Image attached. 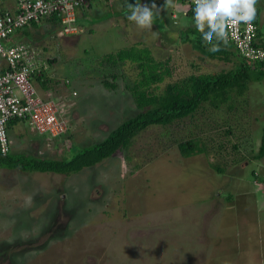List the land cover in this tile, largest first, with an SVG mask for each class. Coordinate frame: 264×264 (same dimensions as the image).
<instances>
[{"label": "rangeland", "instance_id": "1", "mask_svg": "<svg viewBox=\"0 0 264 264\" xmlns=\"http://www.w3.org/2000/svg\"><path fill=\"white\" fill-rule=\"evenodd\" d=\"M52 23V28L39 24L25 33L38 66L34 86L42 96L43 89L63 94L49 96L65 105L62 113L72 137L66 144L46 140L28 123L12 120L9 155L15 159L69 160L101 142L139 113L134 95L152 92L153 74L160 75L167 66L171 77L157 92L193 74L233 68L207 62L204 42L195 51H175L169 65L160 67L173 54L172 31L162 35V48L158 32L144 29L145 39L126 35L114 49L112 32L106 35L110 26L103 23L96 25L97 35L76 41ZM99 39L109 51L95 49L91 42ZM115 63L123 76L114 80L109 75L116 77L111 70ZM129 64L136 71L129 68L124 74ZM106 66V81L115 82L116 89L105 86L102 74L88 81ZM249 73L255 77L258 70ZM236 96L219 109L205 104L167 128L151 126L127 148L79 173L0 167V264H264V189L254 183L264 160L252 159L264 128V78L252 79L247 91ZM237 107L241 111L234 114ZM229 128L233 132L225 137ZM198 136L211 152L182 157L177 142ZM213 136L215 143L209 142ZM240 144L247 158L240 159L232 148ZM218 163L224 173L215 169Z\"/></svg>", "mask_w": 264, "mask_h": 264}, {"label": "trees", "instance_id": "2", "mask_svg": "<svg viewBox=\"0 0 264 264\" xmlns=\"http://www.w3.org/2000/svg\"><path fill=\"white\" fill-rule=\"evenodd\" d=\"M2 7L7 8L5 5H2ZM51 18H54L52 20L61 25L60 20L57 17L52 16ZM253 21L257 26V39H261L262 35L259 34V27L257 25L259 20L256 15ZM36 24L37 23H31L30 25L35 26ZM30 25L23 27L19 31L26 29ZM200 38L202 37L200 36ZM202 42L204 41L198 39L197 44H203ZM17 44L18 43L8 44V47L10 45L16 46ZM261 45L264 44L261 43ZM218 47L219 51H206L208 56L211 59L218 60L219 62L222 61L227 64H232L237 60L234 63L237 64L234 68L226 71L211 72L210 74H193L180 83L168 84L163 92H157L155 89L159 88V85L166 80V77H171L169 66H167L165 70L160 73V75L157 74L156 76L153 74L154 81L152 85L156 86L152 92L150 91L140 97L134 95V102L136 103V107L139 111L137 115L121 123L120 126H118L101 142L92 147L85 148L69 160H54L52 158L37 157L18 158L22 160H20V163L17 164L18 159H15V156L8 155L7 157H4L0 153V167L9 168L18 166L17 168H20L23 172H51L64 175L79 173L85 168L95 167L104 160L113 157L118 151H122L123 148H127L135 137H137L142 131L147 130L149 127L161 126L167 128L172 126L185 118L192 117L199 109H202L205 104H210L213 108L219 109L223 104L228 103L232 96H242L247 91L248 84L252 79L260 80L264 78V60L256 62L248 61L239 53L234 44L227 41H220L218 43ZM240 58L245 61L240 60ZM169 61L166 63H160V67H163L162 64L169 65ZM251 70H258L255 77L250 75L249 72ZM33 78H35V74ZM104 84L108 89L112 90L117 87L116 83L111 81H105ZM132 90H135V88ZM232 92L234 95H232ZM236 101L238 103L237 99ZM238 105L239 104H237V106ZM232 111L234 114H237L241 110L240 107H237L234 109L232 108ZM241 130H243V128ZM232 132L233 130L231 128L227 131L225 130V137L231 135ZM71 137L72 133L70 130L68 139H71ZM215 138L216 136L210 137L209 142L214 141L215 143ZM68 139L66 141H68ZM69 145L72 146V143ZM242 145L244 146V144ZM177 146L184 158H190L200 153L211 152L208 145L201 140L200 136L196 138H183L181 141L177 142ZM223 146L224 145H222V143L219 144L218 148L220 152H222L225 148V146L224 148ZM240 146L241 144L235 145L232 148L239 153L238 156H240V159H243L246 156L239 151ZM252 159L259 162L264 160V128L262 130L260 145L258 146L257 152L252 155ZM214 167L219 173L225 172V168L222 163H218ZM254 179V182H263L264 169L260 173L256 171L254 173ZM232 199L233 197L231 196L226 198L228 202L232 201Z\"/></svg>", "mask_w": 264, "mask_h": 264}, {"label": "built area", "instance_id": "3", "mask_svg": "<svg viewBox=\"0 0 264 264\" xmlns=\"http://www.w3.org/2000/svg\"><path fill=\"white\" fill-rule=\"evenodd\" d=\"M4 1L0 0V59L6 62L7 68L0 73V153L6 157L12 150L8 132L12 120L24 121L40 135L61 144L67 143L71 130L62 113L65 105L45 99L34 86L33 76L38 66L31 46L22 43L8 47L7 41L23 27L52 16L60 20L64 35H76L79 33L77 10L95 0H14L15 9L2 7ZM180 1L195 8L193 0ZM226 31L227 42L234 44L248 61L264 60V46H258L257 26L253 20L229 24ZM255 184L264 189V181Z\"/></svg>", "mask_w": 264, "mask_h": 264}, {"label": "crops", "instance_id": "4", "mask_svg": "<svg viewBox=\"0 0 264 264\" xmlns=\"http://www.w3.org/2000/svg\"><path fill=\"white\" fill-rule=\"evenodd\" d=\"M140 2L142 4L143 3L151 4V3L155 2L158 6H163L165 0H140ZM129 3L135 4L136 0H95L92 3H90L88 6H85V7L78 9V11H77V23H78L80 32H79L78 36H76V37L74 36L75 41L79 40V39L81 40V37L85 34L87 35V37L91 36L90 34L97 35V26H100L99 24H101V23L104 24L103 25L104 27L110 26L109 30L106 31L107 32L106 35H108L109 33L112 32L113 39H111V40H113L114 42L116 41V45H115L114 49H119L118 45H117V41L118 42H119V40L121 41L123 39V36L134 35V36H140L141 38H144L143 32H142V30H144V29L139 28L134 22H131L127 19L128 15H130V10L127 7V5ZM173 4H174V6L167 8L166 10L162 11L159 16L155 17L154 24L152 27V30L155 29L158 32L156 37H158L157 45L160 46V48L163 47V45H164L163 41H165V39H164V37H162V35L163 34L169 35V32L172 31L173 37L170 39V43H172V45L174 43V45L172 47V53L173 54H170V52H169V55L166 57L167 59L162 61L163 63L168 62L174 56V53L177 50L181 49L184 51H188V50L195 51L196 48L199 47L197 44L198 39L203 40L202 34L195 27L194 8L191 5L184 3L180 0L173 1ZM3 5H5L7 8L15 9V1L14 0H6V1H4ZM256 11H257V13L255 15L257 16V18L259 20L257 22V25L259 27V34L262 35L261 39H258L257 43H258V46L263 47L264 45H261V43L264 44V27L262 26V24L264 23V0L258 1L257 5H256ZM262 18H263V20H262ZM52 19H54V18L44 19L41 22L37 23L33 27L26 28V29H23L21 31H17V33H15L10 38L9 44L16 43L17 39H21L24 36V38H23L24 41L22 43L27 44V45H32L30 42H28V37L25 34L26 30L30 29L29 31H31L32 28L38 27L39 24H42L45 27L51 26V28H52V27H54L52 22L57 23V22L53 21ZM80 19H82V20H80ZM95 26H96V28L92 29ZM45 31L49 32V30H47V29H45ZM146 31H151V30L146 29ZM200 36L202 38H200ZM106 38H108V37H106ZM101 42H103V39H99L98 41L91 42V43H92V45H94L95 49H97V50L104 49L103 51H109L108 49H110V48L106 47L105 45H102ZM22 43H18V44H22ZM178 44H180L179 47H178ZM232 49H233V47H232ZM193 55L195 57H200V55L196 54V53H193ZM205 58H206L207 62H208V60L213 61V62L218 61V60L211 59L209 56L205 57ZM156 60L159 61L158 58H156ZM129 61H132V60H129ZM201 61H202V59H201ZM236 61H234L232 63L233 68L237 65V64H234ZM190 64H192V69H195L196 65L191 63V62H190ZM111 65H112V63L110 64V66ZM132 65L133 64H129V67H127L125 65V68L126 67L127 68L124 70V74L126 71H128L129 68H131ZM110 66H106L104 69L101 70V72H96L95 76L92 75L91 77H89L88 81H90L91 78L94 79L97 76H101V74H102V76L104 75L103 78H105L104 79L105 81L108 80L106 72H107V69L110 68ZM6 68H7L6 62L4 60L0 59V73H3L6 70ZM119 68H120V66H117L116 63H115V65H113L111 70L114 71L113 74L116 77L109 75L110 78L115 80L119 76H123V75H121V74H123V70L119 71L118 70ZM129 71L132 72V71H136V70L135 69L132 70V68H131V69H129ZM132 77L137 78L138 73H137V75L132 74ZM38 78H41V75ZM90 83L91 82H89L88 84H90ZM43 90H45L44 96H43L45 99H52L49 96L51 93L56 94V93L51 92L50 90H46V89H43ZM74 92H76L78 94L79 90L74 89L73 94H74ZM56 95L59 97H62L63 94L62 95L56 94ZM16 121L18 122L20 120H16ZM16 121H13V122H16ZM13 122L10 125H12ZM9 130H12V127H10ZM11 135H12V133H10V137H11ZM46 140H51V139L47 138ZM258 145H260V140H259Z\"/></svg>", "mask_w": 264, "mask_h": 264}, {"label": "clouds", "instance_id": "5", "mask_svg": "<svg viewBox=\"0 0 264 264\" xmlns=\"http://www.w3.org/2000/svg\"><path fill=\"white\" fill-rule=\"evenodd\" d=\"M193 3L195 27L202 34L205 45L210 46L209 51L216 52L219 51L218 43L227 41L226 29L229 24L250 22L255 18L258 0H193ZM171 6H174L173 0H165L163 6H158L155 2L142 4L140 0H136L135 4L127 5L130 10L127 19L141 29L150 30L155 17Z\"/></svg>", "mask_w": 264, "mask_h": 264}]
</instances>
